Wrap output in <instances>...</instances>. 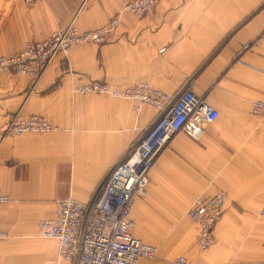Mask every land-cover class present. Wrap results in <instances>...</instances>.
Returning <instances> with one entry per match:
<instances>
[{
  "label": "crops",
  "instance_id": "0c3cea01",
  "mask_svg": "<svg viewBox=\"0 0 264 264\" xmlns=\"http://www.w3.org/2000/svg\"><path fill=\"white\" fill-rule=\"evenodd\" d=\"M128 0H0V56L43 41L69 24L91 31L120 16L109 41L59 54L36 88L0 73V129L13 112L45 116L57 130L3 138L0 132V264H68L38 224L69 196L90 202L109 172L157 117L143 105L78 95L77 83H146L177 96L190 89L219 112L198 141L178 133L157 157L147 196L132 212L133 235L158 248L140 264H264V0H159L144 17L122 14ZM244 46H247L244 49ZM223 192L224 214L208 251L197 246L192 202Z\"/></svg>",
  "mask_w": 264,
  "mask_h": 264
},
{
  "label": "built area",
  "instance_id": "2783aa9c",
  "mask_svg": "<svg viewBox=\"0 0 264 264\" xmlns=\"http://www.w3.org/2000/svg\"><path fill=\"white\" fill-rule=\"evenodd\" d=\"M38 0H24L34 5ZM158 0H128L121 14L142 16L153 11ZM120 16L106 25L91 31H80L74 23L64 30L54 31L43 41H30L24 49L0 58V71L15 69L18 73L42 75L59 55L81 44L100 45L106 42L120 25ZM247 47V46H246ZM78 95L104 94L116 99L154 106L158 115L122 160L109 172L96 198L83 202L69 196L57 202V215L41 220L38 224L43 238L58 244L59 257L68 264H140L144 259H155L158 248L147 245L134 237L132 212L139 200L147 196L150 172L159 154L178 133L198 141L207 126L219 118V112L204 97L190 89H183L177 96L137 83L124 88L114 87L102 80L77 83L73 89ZM254 115L264 118V100L253 103ZM57 127L44 116L13 117L3 126L4 136L25 133H49ZM7 197L0 190V203ZM226 195L218 192L196 198L186 217L198 225L197 245L208 251L214 243V230L224 214ZM264 218V206L259 212ZM0 231V240L6 238ZM178 264H186L180 257Z\"/></svg>",
  "mask_w": 264,
  "mask_h": 264
},
{
  "label": "rangeland",
  "instance_id": "374dc122",
  "mask_svg": "<svg viewBox=\"0 0 264 264\" xmlns=\"http://www.w3.org/2000/svg\"><path fill=\"white\" fill-rule=\"evenodd\" d=\"M159 1V0H158ZM127 3V2H126ZM156 6H157V4H156ZM156 6H155V8H156ZM155 8H154V10H155ZM123 9V8H122ZM153 10V11H154ZM153 11H150V12H148V13H146V14H144V15H142V16H135V15H133V14H131V15H133V16H135V17H144V16H146V15H148V14H151V13H153ZM127 14V13H126ZM128 14H130V13H128ZM122 15V14H121ZM121 24V23H120ZM116 30V29H115ZM115 30H114V32H115ZM113 32V33H114ZM113 33H112V35H113ZM110 39V38H109ZM109 39L107 40V41H109ZM106 41V42H107ZM105 43V42H104ZM95 45V44H94ZM246 48V46H244V49ZM24 49V48H23ZM22 49V50H23ZM21 50V51H22ZM20 52V51H19ZM18 53V52H17ZM16 54V53H15ZM12 54H10V55H7V56H0V58H3V57H8V56H11ZM48 67V66H47ZM46 67V68H47ZM46 68H45V70H46ZM12 70H6V71H0V73H10V74H13V75H15V76H26V77H29L30 78V80H31V86H32V88L33 89H35L36 88V86H37V84L39 83V81H40V79H41V77L43 76V74H44V72H45V70L43 71V73H42V75L40 74V75H38V76H35V75H30V74H22V73H18L15 69H13V68H11ZM112 86V85H111ZM114 87H119V86H114ZM121 88H124V87H121ZM93 95H101V96H108V97H110V98H113V97H111V96H109V95H104V94H93ZM113 99H116V98H113ZM121 100H124V99H121ZM127 101H131V100H127ZM257 101V100H256ZM132 102H134L135 104H134V110H135V113L137 114V118L139 119L140 118V116H141V111H142V106L143 105H145V104H142L141 105V107H140V109L139 110H137L136 109V107H135V105H136V102L135 101H132ZM255 102V101H254ZM253 102V103H254ZM146 105H149V106H152V105H150V104H146ZM252 106H253V104H252ZM154 109H156L154 106H152ZM252 109V108H251ZM157 110V109H156ZM158 112V111H157ZM158 115V114H157ZM32 116H41V115H23V114H21L20 112H13V113H9V114H7L5 117H4V119H3V121H2V124H1V129H0V132H1V136L3 137V138H6V137H17V136H22V135H9V136H4L5 134H4V132H3V126L5 125V123L9 120V119H11V118H13V117H19V118H28V117H32ZM45 117V116H44ZM155 121V120H154ZM52 124V123H51ZM55 126V125H54ZM149 128V127H148ZM147 130V129H146ZM146 130H145V132H146ZM144 132V133H145ZM144 133L142 134V136L144 135ZM25 134H28V133H25ZM24 135V134H23ZM141 136V137H142ZM139 140H140V138H139ZM138 140V141H139ZM137 141V142H138ZM136 142V143H137ZM4 194V193H3ZM5 195V194H4ZM6 196V195H5ZM7 197V196H6ZM7 201H8V197H7ZM6 201V202H7ZM5 203V202H4ZM0 204H3V203H0ZM262 218V217H261ZM2 232V231H1ZM7 236V235H6ZM198 238V237H197ZM213 245H214V243H213ZM212 245V246H213ZM198 246V245H197ZM199 248V247H198ZM212 248V247H211ZM210 248V249H211ZM200 249V248H199ZM201 250V249H200ZM202 251V250H201ZM187 261V260H186ZM178 262V261H177Z\"/></svg>",
  "mask_w": 264,
  "mask_h": 264
}]
</instances>
